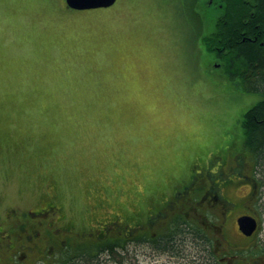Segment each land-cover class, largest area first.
<instances>
[{
	"label": "rangeland",
	"instance_id": "374dc122",
	"mask_svg": "<svg viewBox=\"0 0 264 264\" xmlns=\"http://www.w3.org/2000/svg\"><path fill=\"white\" fill-rule=\"evenodd\" d=\"M50 1L0 0V209L18 208L10 217L18 230L37 218L27 211L49 199L75 228L120 223L127 229L136 210L154 215L156 200L165 204L178 196L175 206L184 213L176 216L204 225L209 237L224 236L209 227L219 216L193 207L191 199H202V192L177 186L189 181H182L189 171L197 174L194 169L216 172L221 165L228 175L230 159L251 163L237 157L241 121L262 96L232 80L207 50L203 39L217 10L208 0L199 6L193 0H117L76 12L64 0ZM88 16L89 27L66 21ZM103 40L117 46L116 68L99 64ZM211 185L208 180L204 188L212 191ZM237 186L246 199L247 183ZM219 193L225 198L223 186ZM259 207L264 212V201ZM166 220L158 231L166 230ZM71 250L58 247L55 258L48 253L46 259L62 264ZM218 250L225 259L242 253L226 245ZM22 254L12 253L8 264H43L23 261ZM133 255V264L136 257L139 264H188L153 256L150 248Z\"/></svg>",
	"mask_w": 264,
	"mask_h": 264
},
{
	"label": "trees",
	"instance_id": "16d2710c",
	"mask_svg": "<svg viewBox=\"0 0 264 264\" xmlns=\"http://www.w3.org/2000/svg\"><path fill=\"white\" fill-rule=\"evenodd\" d=\"M199 1L201 0H193L195 5L198 6ZM219 3L221 4L220 9L218 8ZM206 4L217 10L215 29L212 27L203 39L207 50L223 62L229 77L237 81L243 88L245 87L244 89L247 92L258 93L264 91V48L259 42L264 38V33L255 40L256 30L259 29L256 25L261 23L260 27L264 30V0L260 1L259 10L253 12L245 8L243 0H222L221 2L216 0L211 4ZM197 17L198 14H195L196 19ZM244 31L247 33H243ZM245 37H247L246 40ZM249 37L251 39H248ZM103 41V47L99 48V64L116 68L114 54L117 46L112 42L106 43V40ZM225 53L227 55L224 57ZM104 56L107 57L106 60L101 59ZM157 64V68L160 67L159 59H157ZM243 69H249L251 74L246 75ZM103 78L105 77L103 76ZM100 92L102 91L100 90ZM241 123L244 137L247 140L246 147L249 149L246 157L251 161V164L255 165L257 163L258 172L264 185V101L257 102L246 111ZM189 173H191L190 177L182 178V181H189L177 186L188 184L194 179L195 174L193 175L190 171ZM170 183L173 185V182ZM190 186L189 189L192 188ZM168 187L167 189H169ZM183 190L188 191L186 187ZM161 202L162 199H158L154 204L157 203L159 207ZM166 205L168 207L170 203L168 202ZM152 207L153 205H151ZM158 209H161V207ZM1 210H4V208L0 209V230H3L4 226L6 231L2 233L4 239H0V253L6 260L3 253L10 246L11 241L19 243L20 235L26 234L29 228L19 230V235L16 219L13 217L7 221L8 215L14 210L17 211L18 208L7 207L3 212ZM135 212L136 217L134 215L128 217L130 223L127 229L129 230L120 231L118 235L119 229L124 228L122 225L112 224L111 229H109L110 225L107 223L102 227L98 226L105 233L116 232L115 237L110 238V241L102 240L99 243L78 245L76 249L67 253L66 257L62 259V264H133V253L137 254L139 251L149 248L152 250L153 256L180 257L179 261L181 263L194 264L197 261L203 262V264L212 263L210 252L213 250L214 244L203 226L194 224L198 227L196 229L186 218H180L183 216H176L177 213L174 211L167 213L165 216L159 215L157 217L153 225V227H158L157 231L160 229V225H158L160 220L173 219L165 231L161 230L156 234L149 223H146L144 229L140 228V225L144 223L141 219L146 216L145 212L147 210L142 211L140 214H138L139 210ZM2 214H5L6 218L4 220ZM179 219H181L180 222H178ZM199 230H201L202 235ZM203 230H205V233ZM153 233L155 234L153 235ZM251 254L256 255L261 254V252L257 250L251 252ZM136 260V264H139L137 257ZM0 263L8 264L7 261Z\"/></svg>",
	"mask_w": 264,
	"mask_h": 264
},
{
	"label": "flooded vegetation",
	"instance_id": "af4514ba",
	"mask_svg": "<svg viewBox=\"0 0 264 264\" xmlns=\"http://www.w3.org/2000/svg\"><path fill=\"white\" fill-rule=\"evenodd\" d=\"M215 1L216 0H208L206 1V3L211 4ZM218 1L221 2L222 0ZM260 1L261 0H243V3L247 10L253 12L254 10H259ZM202 3L203 2H201L199 5H201ZM220 7L221 4L219 3L218 8L220 9ZM215 22L213 25L214 29ZM260 25L261 23L256 25V27H258L259 29L256 30L257 33L255 34V40H257L259 36L264 33V30L260 27ZM251 32L253 33L254 31ZM243 33L247 32L244 31ZM246 39L247 37H245V40ZM248 39L251 38L249 37ZM259 42L264 48V38L261 39ZM226 55L227 54L225 53L224 57ZM243 72L246 73V75L251 74L249 69H243ZM258 94L262 96V98L258 102H261L262 100L264 101V91L258 92ZM241 138L243 140V145L240 149L241 151L239 152L240 156H237L238 159H241V157L248 156L249 152V149L246 147L247 140L244 137V133ZM235 158L236 157L230 159L231 163L226 166L229 171L228 175L225 174V170L222 169L221 165L218 166L219 169L216 172H214V170L211 168L195 170V173L197 174L194 175V179L188 183L186 188L189 189L188 187L191 185L190 187L194 189V192H199V194H201L202 192V199H191L189 197L187 199H191V202L194 203L193 207L200 206L204 212H209L208 210H210L212 211L210 213L219 216L221 219L219 223L212 224L211 226H209L210 229L214 232H218V230H220V233L224 234V236H218L219 239H216V237H210V239L213 240L214 244L213 250H211L210 252V256L212 257L211 264H264V242L261 241L259 238V232L263 226L262 220L264 218V212L263 210H261V212L259 209H257L260 203L264 201V185L261 181V175L258 172L257 163H255V165L251 163L247 164L243 160L238 163H235ZM212 175H214V177ZM234 176L239 177V180L237 182H235ZM217 179L220 182L218 186L216 185L215 181ZM208 180H210L212 184H214L213 188V185L210 186V188H212V191H209L208 187L204 188ZM238 182H246L249 186L250 195L247 196L246 199H241L243 189L241 186H237ZM233 184L235 185V187L233 186ZM221 186H223L224 188L225 198L219 193ZM178 193L180 194V192ZM211 194L212 199L211 197L210 199H205L207 195ZM177 197L174 196L172 199L166 201L165 204L161 202L159 206L161 207V209H158L159 207L157 204L156 207L158 209V213H155L154 215L151 213L148 214V211L145 212L146 216L141 219L144 223L140 225V228L144 229V227H146V223H149L150 226L154 228V221H156L159 215L165 216L167 215V213L174 211L178 213H184L182 210H179L175 206L178 200L174 199H177ZM255 199H257V201H255ZM49 202L45 204H40L38 207L27 211V215L31 214L32 216L37 217L36 220H30L27 225L29 229L26 234L20 235L18 230V233L21 237V239L19 240L20 242L15 243L10 240V246H8L7 250H5L3 253L4 256H6V260L4 259V257L1 256L2 253H0V262L10 261L12 259L11 254L18 253L19 251H22L23 253L19 257V259L27 258L23 261L33 262L36 258L45 259L48 253H51V257L56 256V250L58 249V247L64 248L66 246H71L72 248H74L75 246H78L83 243H99V241L102 240L110 241V238L115 237L116 234L105 233L104 230H101L98 227L95 229H91V224H84L82 227L75 228V225L71 224L68 221V218L66 217L67 214L65 213L64 209L59 205L60 203L57 201L56 203L54 201H52L51 203ZM168 202L170 203V205L167 207L166 204ZM182 205L185 204L182 203ZM205 205L209 206V208H204ZM197 212L198 210L195 211V213ZM178 216L180 217L181 215ZM243 216H251L257 221V227L250 234L245 233L241 229L240 220ZM10 217L11 213L8 215V219H11ZM134 217H136L135 214ZM183 217L186 218V220H188L189 222H191L196 229L198 228L194 225H198V223H196L194 220L189 219L185 216ZM203 217L206 218V216H202V218ZM87 219L88 218L86 217L85 220ZM171 220L167 219L166 223L169 224ZM64 221H66L67 223L63 224ZM116 224L121 226L120 223ZM72 225L74 227H72ZM201 226L204 227V225ZM167 227L168 226L166 225V228ZM245 229L246 231L248 230L247 228ZM124 230L126 231L129 229H119V234L120 231L123 232ZM208 231L209 230H207V232ZM234 237L243 239L245 243H237L233 241ZM225 245L227 246L228 250H239L242 253L233 254L229 256L228 259H225L221 256L218 250V248L224 247ZM257 250H259L261 254H251V252ZM194 264H203V262L197 261Z\"/></svg>",
	"mask_w": 264,
	"mask_h": 264
},
{
	"label": "water",
	"instance_id": "95a60500",
	"mask_svg": "<svg viewBox=\"0 0 264 264\" xmlns=\"http://www.w3.org/2000/svg\"><path fill=\"white\" fill-rule=\"evenodd\" d=\"M68 5L75 9L108 8L117 0H66ZM241 229L250 234L257 227V221L251 216H243L240 220ZM247 228L248 230L246 231Z\"/></svg>",
	"mask_w": 264,
	"mask_h": 264
},
{
	"label": "crops",
	"instance_id": "0c3cea01",
	"mask_svg": "<svg viewBox=\"0 0 264 264\" xmlns=\"http://www.w3.org/2000/svg\"><path fill=\"white\" fill-rule=\"evenodd\" d=\"M65 4H66V2H65V0L63 1ZM52 3H53V0H51L50 1V4L52 5ZM73 10V9H72ZM76 12H83V11H77V10H75ZM88 18H90V16H88V17H86L85 19L84 18H81V19H76V20H66L67 22H72V23H76L77 25H79V26H81V27H83V26H85V27H89V22L90 21H87L86 19H88ZM84 20V21H83Z\"/></svg>",
	"mask_w": 264,
	"mask_h": 264
}]
</instances>
